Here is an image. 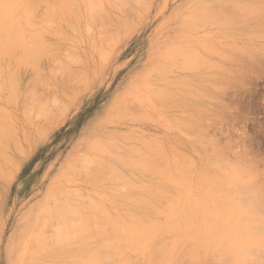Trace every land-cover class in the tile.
<instances>
[{
	"label": "bare ground",
	"instance_id": "6f19581e",
	"mask_svg": "<svg viewBox=\"0 0 264 264\" xmlns=\"http://www.w3.org/2000/svg\"><path fill=\"white\" fill-rule=\"evenodd\" d=\"M102 1L104 3L107 0H0V98H1L2 93L5 91V94L8 93V95H9V97H8V95H6L9 103H11L13 105L14 103L16 104L18 102L19 103L21 102V105H22L23 102L26 100L25 98L22 99V97L25 94V92H28L27 95L30 96L31 102H29V100L27 99L26 102L28 101L29 104L28 103L26 104V102H25L26 105L23 104L24 106H23V108H21L22 111L25 110L24 113H26V115H28L26 117L23 115L26 119L28 117V119L26 120L27 123L28 122L33 123L34 119L32 121H28L29 118L32 119L31 116L33 114L31 115V112L33 110H37L36 112H38L36 114V117H38V115H39L40 117L46 118V116L49 114L48 112H51V110H53V109H51L52 107L50 105V103H52L51 101L53 99L57 98L56 94H55V98L51 94L52 95L51 97H53V98L50 101L48 106H46L45 103H44L45 105H43V103H41V105L39 104L38 106H37V104H35V109L32 110V108L34 107V104H32L33 103L32 100H34L36 102V99L39 98L38 96H35V94H34L35 92L33 90H35L34 87L39 84L40 79H41L42 83H44V80H45V83L50 81V80L54 81V79L56 81V77H57V79H60V77H62L63 74H66V73L68 74V72L71 71L68 75L69 77L64 75L66 80L69 79L68 82L69 81L71 82L70 78L73 75H75L77 72L80 71V70H76L77 71L76 72L74 70L76 68H74L73 69L75 71L74 72L71 69L72 67H69L71 64H69V66H68V61H70L69 63H72L71 60L76 59L75 58L76 56L74 57L73 55L71 56L73 58H71L70 55L67 54L68 51L66 52V54L68 55L66 58L70 57L71 59H68V60L66 59L67 61L63 60V62L64 61H66V62H64L65 65L61 63L62 64L61 66L65 67L67 65L69 67V70L67 69V67H65L67 70L65 69L63 71L64 72L63 73L62 72V70L64 69V67H63V69L61 68L62 70L60 68H58V69H60L59 71H61V72L55 70L56 74L54 71H52V72H54V75H59V78H58V76H56V77L52 76L53 75L52 74L51 76L53 77V79H50L49 77H47L48 76L47 74L45 75V71L43 72V70H42L43 69L42 66H44V62H43L44 60L43 59H48L47 57H49V58L51 57L50 59H52V58L54 59L55 57H53V56L56 54L57 55L60 54V52H61L60 50H62V49H59V47H61L62 45H64V46L66 45V44H62L61 46L57 45L58 43L60 44L61 41L66 39L65 38L66 33L62 32V29H60L61 27L59 28V23L63 22L64 24L66 23L71 27L76 26V24H77L78 28L80 27V26H78V23H80V24L82 23L83 25H86L89 28V30L95 31V29H92V27L97 28V32H98V27H99V29L101 27L103 28V26L101 25L103 23H101V22L103 20L102 18L106 15L105 13H103V12H106V10L103 9L104 11H102V3H101ZM109 1L110 0H108V2ZM121 1L122 0H116V2H115V0L113 1V2H115L114 4L116 5L117 9H119L118 7L122 8V6L124 4L126 5V3H127V2L124 3L122 1L124 4L123 5H122V3L119 4V2H121ZM135 1L138 2L139 6H141L139 1L143 3L146 0H144V1L143 0H135ZM256 1L257 0H255V2ZM258 1H261V0H258ZM110 2H112V1H110ZM117 3H118V5H117ZM258 3L259 2L253 3L250 1V3L247 5V2H243L242 4H241V2H239V4L238 3H236V4H238V5L241 4L242 9H241V7H239L240 9L238 7H235V8H238L239 9L238 12L240 11V13L243 10L242 13L244 15L242 17H245V19L248 16L251 17V19H253V20L249 19V17L247 18V20H250L251 23L253 22V24H254L253 27L256 26L257 28L259 27V29H260V28H262L261 26L264 23V0H263V2L261 1V3H263V4H260L261 6H259ZM109 4L110 3H108L107 5H109ZM145 4H146V2H145ZM250 4H253V5H250ZM254 4H255V6H254ZM105 5H106V3H105ZM111 5H113V4H111ZM119 5H121V6H119ZM126 6H128V5H126ZM145 6L146 5L142 4V7H145ZM248 6H249V8H248ZM207 7L209 9H207ZM103 8H105L104 4H103ZM225 8H224V11L226 10ZM143 9H145V8H143ZM231 9L234 12L235 9H233L232 7H231ZM205 10L210 13V11H212L213 8L210 9V6H208V2L205 0H197V1L195 0V3H193L192 6L189 7V11H191V12L194 11L196 14L190 13L191 15L187 16V15H189L188 14L189 12H188V13H186L187 15L186 14L184 15V17L186 16L187 18H189L188 21H190V23L187 22L188 23L187 25L189 26V24H191V22H192V24L194 22L195 23L196 22H199V23L202 22L204 20V18H202L203 19L202 21H199L200 18L197 17V15L200 16V14H202V12L205 13L206 12ZM220 10L217 11V13L215 12L216 14L214 13L213 16L217 15L218 12H220ZM120 11H122V9ZM124 11L126 13L127 10L124 9ZM130 12H133V11H130ZM102 13L104 15H102ZM133 13H135V12H133ZM137 13H139V12H137ZM221 13L224 14L225 12H223V10H221ZM221 13H219V14H221ZM226 13H227V11H226ZM107 14H109V13H107ZM227 14L225 15V19L222 18L223 20L221 19L217 23H219L220 25L221 24L224 25L223 23H225V25H226L228 23H233L232 21H236L234 18L235 16H231L229 14L231 16L230 17ZM137 16H139V15L137 14ZM137 16H136V20H138ZM227 16H229V17H227ZM221 17H223V16H221ZM226 17H227V19H226ZM210 18L211 17H209V20H210ZM119 20H120L119 22H121V25L123 24V22H125V19H123L121 21V18H119ZM238 20H239V18H238ZM127 21L128 20H126V23L129 25V22H127ZM104 23H105V21H104ZM66 24L64 26H67ZM127 24L124 23L123 27H124V25L126 26ZM259 24H262V25H259ZM118 25H120V24H118ZM128 25L125 28H128L129 27ZM248 25H251V24H248ZM60 26H63V25H60ZM69 26H67V27H69ZM86 26H83V27H86ZM194 26L197 27L198 26L197 23ZM120 27H122V26H120ZM256 27H255V29H256ZM74 28H76V27H74ZM88 28H86V29L88 30ZM106 28H108V27H106ZM193 28L194 27H191V28L188 27V29H190V30L191 29L193 30ZM226 29H227V25H226ZM89 30H88V32H89ZM106 30H108V29H106ZM84 31H86V30H84ZM100 31H101V29H100ZM113 31H114V29H113ZM191 31H189V32H191ZM261 32H258V35H261L262 34ZM81 33L82 32H80V34ZM106 33H107V31H106ZM186 33H187V31H186ZM87 34H89V33H87ZM92 34H93V32H92ZM105 34H103V35H105ZM90 35L91 34H89L87 36H90ZM107 35H108V33H107ZM115 35H117V34H114V37H116L115 39L119 40V37H117ZM52 36H55V39H56V40L54 39L55 41H53V39L52 40L50 39ZM94 36H95V34H94ZM94 36H92V38L90 36V39H92L91 42L93 41L95 43L96 40H93ZM181 36H183V35H181ZM213 36H216V35L212 34V37ZM263 36H264V33H263ZM112 37H113V35H112ZM225 37H227V36H225ZM69 38H67V39H69ZM73 38H75V37H73ZM99 38H101V37L99 36ZM187 38L188 37H186V39ZM221 38H220V41H221ZM67 39H66V41H67ZM102 39L100 40V42L102 41ZM113 39L114 38H112V40L110 39L111 43L115 44V42H112ZM224 39H226V38H224ZM259 39H261V37H259ZM106 40L107 39L103 40L104 44L108 45L109 43H105ZM198 41L199 40H197V42L194 43L195 45H193L191 47H189L187 41H182L181 42L182 44H179L178 47L176 48V51L179 50L178 52L181 53V54L178 53L179 54L178 56L181 55V62L178 63L179 65H176V70L178 68L177 66L180 67V65H181L179 70H181V69H184L186 71L189 70L191 72L192 76L194 75V78H195V76L199 77V78L196 77V79H198L197 80L198 82H196V80H193L191 78L188 81L186 79H183L184 76L183 77L179 76L182 78V79L179 78L181 80H178L179 83L181 84V86L178 89L177 88L173 89V90L170 89V87H169V82H170L169 79L170 78L164 77L163 74H165V72H167V69H168L167 67L170 66V62L174 61V59H173V61L171 59V60H169V63H165V64H167L166 65L167 67H165L163 62L162 63L160 62L161 64H157V67H153L156 70V68H159L163 65L159 69H162V71L164 73H161V72L159 73L160 70L159 69H157V70H158L159 75L161 74L160 76H162V77H160V79L161 78H165V79H161L162 83L158 85L157 81L159 79L157 76L158 74L156 75L157 71H154V69H152L151 70V72L153 71L152 77L154 78V79L153 78L152 79L154 80V82L157 85H155L156 86L155 87L153 85L154 82H152L151 83L152 85L149 86V91L152 88V86L155 87L156 88L155 90L151 89V91L154 90L153 93L151 94V92H150L151 96L153 97L152 99H154V95L158 94L157 96H155V98L160 99V101H162V103H163L162 104V110H163L162 113H164V114H162V115L160 114L161 116H163V117H161V119L165 118V120L163 121L164 122L163 124H165V125L170 124L171 126H169V127L174 126V128L177 129V131H178V133H180V135L191 136V137L188 136L189 137L188 139L190 141L187 139L186 140L189 141V144H191L190 146L192 147V149L196 152V154H199V155L202 152L201 153L202 156L203 155L207 156L206 154H208V156H210L209 162H208V159H205V160H207V162L202 160L205 163L204 164L202 163L203 165L202 164L199 165V164L195 163L197 160L195 159V157L191 153H189V152L187 153L185 151L186 154H184V151H183L184 149L181 148L182 150L181 149L179 150L176 146H175L176 147L175 148L173 145H171V146H173V149H174L173 150L174 152H171L165 146H163L164 144H162V145L159 144L158 139H157L158 143H156V141L153 142L152 141V140H154L153 138L150 139L152 142L149 140V143H147V140H146L147 138H145L144 140H146V142L144 140H142V141L140 140V141L141 142L144 141L147 144H144V142H143V144H144L143 145L139 141V143H141L140 145H137L135 147L132 144L133 146H131L130 149H128V148H127V150L125 149V151H128V153L130 154L129 158L127 160H124L121 157L116 159L117 161L123 160L122 164H124L125 167H128L129 169L132 168L131 170L134 172H130L131 174H129L127 172H122L118 166L113 164L111 160L107 159L104 152H107L108 150H106L105 147H102L97 142V140H94V142L90 143L91 144L90 148L93 150L92 152L94 153V155H91V157H90L91 160L87 159L89 156L88 157L86 155L82 156L83 158L81 157V159H83V161L85 159L84 157H86L87 160L85 159L86 161L82 163V160L80 159V162L83 165H81L80 162H78L79 163L78 166H81L84 168H86L88 166L94 167L95 168V169H93L94 172H95V170L97 172L98 169H96V168L98 167V165L103 164L102 168H100V170H99L100 174L99 175L97 174V176H100L103 173H106V174H104L103 177L101 176L103 179L106 178L105 177V175H106V176H108L106 179H108L109 182L117 183V185H119V187L120 186L122 188L126 187V189L130 190L133 186H136V187L144 190V192L146 191L148 193V195L145 197H144V195L142 197L140 195V197H139V196L132 195V193L129 191L123 192L122 195L117 194V195H119L118 196L119 199H117L119 202L117 204L112 203L113 205H116V206H113V205L112 206H110V205L109 206H106V205L102 206V204L100 205V204L92 201L93 199L91 197H90L91 200L89 199V201H88L87 197H85L84 195H82L83 197L81 196V199L77 198V201L75 200L76 198L74 196H72L73 197L72 199L69 196V198L71 199V200H69L70 204H68V201H67L68 199L66 198L67 200H64L65 203L62 202L63 204H60L57 210H56L57 207L55 208V206H57V205H54L53 208H55V210H51L52 208L50 207L51 208L50 209L48 206H46V207L41 206L40 207L41 209H37L36 211L35 210L30 211V213H28L26 215V218L24 221L27 224V227H25V228H26V230H28L30 232V235L28 237H25V238H22L21 236L14 237L12 239V242H11L13 244V245L11 244L12 245L11 247L14 248V251H15L14 253H15L18 264H138L139 262L136 263V261L137 260L140 261V259H136V258H139V256L138 257L135 256L137 254L138 255L140 254V257L141 256L144 257L145 264H185L188 261V259L191 262H194V260L198 262L199 261L198 259H202L205 256H207V258H208V256H210V257H216V260H218L222 256L224 258H225V256L229 258L230 257L229 254H232V257L234 258L235 261H236V259H237V261H240L239 259H241V261L244 260V262H245V258L243 259V256H245L247 259V257H249L248 255L251 252L254 253L253 252V251H255V250H253V248L255 247L254 245L259 246V244H257V243H260L259 247H261V249H259V251L260 250L264 251V246H262L263 245L262 243L264 242V240H263L264 237L262 236V234L257 235V237H255L256 234H253L255 232L260 233V232L264 231V227H263V231H260V230H262V228L259 229V227H261V226H259V227L257 226V225H260V223H262L263 221L261 222L259 219L262 220V218L257 217V216H260L259 215L260 213L258 214L259 211H257V215H256V213H255L256 211L253 208V206L255 205V204L253 205V203H255V201H256V203L257 202L260 203L261 202L260 200H263L262 203L264 202V177L261 176L263 174L261 169H257L258 166L256 165V163L254 164L255 159H252L253 156L249 154V151H245L246 153L239 155V159H243V161L246 164V165L243 164L244 167L242 166V164H240L242 166L241 167L240 165L239 166L237 165L239 163H236V162L235 163L234 162L229 163L226 159H223L224 158L223 155H224L225 151L222 155V153L219 152L220 142L218 144L219 146L217 145V143H215L219 139H216V141L213 142L212 140L209 141L206 138H203V137H206V135L202 137V135H204L205 132H206V134L208 133V131H207L208 128H209V133L207 135L209 136V134L212 132V131L210 132V126L215 128L214 127L215 122H214V126H213L212 121L210 119L211 118L212 119L214 118L215 120L219 119L220 117H218V116H219V114H221V113L218 114L217 113L218 111H212L210 104L212 103L214 105H218L217 107H219V108H220V105L225 104V103H219L221 101L217 102L218 100L217 99L215 100V97L208 95V94H210V92H209L210 88L212 89V91H215V90L218 91L219 90V92L222 93V92H224L223 91L224 88L226 90L228 87L227 85L233 83L234 81H237L240 84L242 83L241 85L244 84L243 82H245V85H246L252 81H258V79H260V77H258V78L257 77L256 78L251 77V76H249L250 75L249 73H248L249 75L245 76L247 74L246 72H245V75H243V74L239 75L242 72L241 73L238 72L239 74H236L234 72V74H233V69L236 70V68H237L236 66H239V67L242 65L244 66L243 62L246 59V56L247 55L250 56L252 52L256 53V51L251 52L249 50L247 52V50H245V48L241 47L240 45H237V46H239L241 48L237 47L236 44L233 47V43H232L233 48L230 46L231 50L230 49L228 50L226 48L225 49L223 48L224 44L222 43L223 47L219 46L220 51L223 48V50H225V52L224 53H222V52L218 53V52H216V50H217L216 46L217 45L215 44L216 45L215 46L214 43H212L213 41L210 43V45H209L210 40L207 41L208 42L207 45L205 44V42H203L204 40L200 41V42H198ZM69 42L72 43V41H69ZM201 42H203L202 45L204 48H202ZM196 43H197V45H196ZM198 43H200L199 46H201V48H202V49L199 48L200 50L198 49ZM254 43L256 44V42H254ZM211 44H213V45H211ZM52 45H54L55 48L57 45V47H58L57 49L59 50V52ZM95 45H97V44H94V46ZM100 45H97L96 47H98V46L100 47ZM225 45H226V43H225ZM61 48H63V47H61ZM103 48H105L104 45L101 47L102 50L100 49L99 52L100 51L102 52ZM227 48H228V46H227ZM107 49L105 48L104 50L107 51ZM201 50L204 51V53H202ZM206 50H207V52H205ZM56 51L58 53H56ZM249 52H251V53H249ZM105 53L106 52L103 51L101 53V55L104 54V56H105ZM214 54H216V55H214ZM60 55L62 56V54H60ZM77 55H79V54H77ZM99 55H100V53H99ZM101 55H100V58H101ZM104 56L102 58H104ZM260 56L259 57L257 56V58L260 59ZM61 58H63V57H61ZM170 58L171 57H169L168 59H170ZM250 58H252V55L250 56ZM50 59H49V61H50ZM63 59H65V58H63ZM76 60H80V59L77 57ZM46 61H48V60H46ZM60 61H62V59ZM248 62H246V63H248ZM46 63L48 64V62H46ZM260 63L261 62H259V64ZM249 64H251V63H249ZM59 65H60V62H59ZM54 66H57L56 63L54 64ZM239 67L237 69H239ZM244 67H246V65ZM26 68H29V70L31 71L30 74L32 73L31 74L32 79L30 78V81L28 82L30 88H31V86H33V90L31 91L30 94H29V91H26V88H24V89L22 88L23 85L21 84V79H22L21 75H22L23 70L26 71ZM86 68H85V70H86ZM77 69H80V68H77ZM249 69H246V70H249ZM51 70H48V71H51ZM243 70H245V69H243ZM65 71H67V72L65 73ZM83 71H84V68L82 69V71H80V76L78 77L79 79L82 75H84ZM252 71L254 73V68L250 72L252 73ZM73 72H74V74H73ZM85 72H87V71H85ZM43 74H44V76H42ZM50 74H51V72H49V76H50ZM70 74H72V75H70ZM167 74H168V72H167ZM167 74H165V76H167ZM31 75H30V77H31ZM77 75H79V73ZM84 76L87 77V74L85 73ZM188 76H189V74H188ZM155 77H156V79H155ZM65 78L62 79V81H66ZM48 79H50V80H48ZM73 79H75V77L74 78L72 77V80ZM76 79H77V76H76ZM83 79H85V78L83 77ZM86 80H87V78L85 79V81ZM161 80L159 82H161ZM248 80L250 81L249 83H247ZM60 81H61V79L58 82L61 85L65 86L67 89L68 88L67 81L65 83L62 82L64 84H62ZM237 82H236V84L234 82V84L238 86ZM47 84L49 85V82ZM55 84H57V83H55ZM234 84L232 86H234ZM53 85H50V88ZM252 86H250L251 89L249 91H246L245 93L242 91L243 93H241V95H239V96L245 97L244 99H246V100L248 99L250 101V104H257L258 100L261 98V96L264 94V92L257 91V88L256 89L254 88V87H256V85L253 88H252ZM70 87L71 86H69V88ZM72 87H73V85H72ZM245 87H243V88H245ZM30 88H28V90ZM55 89H56V87H55ZM234 89H236V88H234ZM247 89H249V88L247 87ZM53 90H50V91H53ZM74 90H76V89H74ZM229 90L230 89L228 88V91ZM241 90L238 89V91H241ZM57 91H55V92H57ZM206 91L209 92L206 95L210 96L211 98L213 97L216 102L209 97L206 98V95L204 96ZM32 92H34L33 94L36 97V98L34 97L35 99L33 98ZM61 92H63V91H61ZM154 92L156 94H154ZM219 92H217V93H219ZM229 92L232 93L231 90ZM37 93H38V89H37L36 94ZM40 93H41V91H40ZM221 93H219V95ZM64 94L66 95V93H64ZM237 94L238 93L236 92L235 95H237ZM41 95H42V93H41ZM41 95L39 94V96H41ZM221 95H223V94H221ZM29 96L27 98H29ZM175 96H177V97H175ZM224 96H226V93H224L223 97ZM197 97L206 98V99H204L203 101L200 100L201 102L197 103V101H195V100H197ZM66 98H68V97H66ZM207 99L209 102L205 101ZM224 99H225V97H224ZM37 100H40V99H37ZM46 101H48V100H46ZM127 101H129V100H127ZM150 101H151V98H150ZM160 101H158V102H160ZM239 101H241V98L239 99ZM242 101H244V100H242ZM41 102H42V100H41ZM58 102L59 101L57 100V103ZM156 102H157V100H156ZM195 102L197 104H195ZM36 103H38V102H36ZM146 103L148 104L149 102H146ZM124 104H121V105H124ZM16 105H19V104H16ZM28 105L30 108L26 107ZM52 105H53V103H52ZM131 105L132 104H130V106ZM248 106H243V107H244V109L246 107V108H249V110H250V108L252 110V106L251 105H250L251 107L250 106L248 107ZM3 107L4 106L0 105V174L4 173L3 170H4V167L6 165V162L8 163L11 161L10 160L11 156L8 153V149L10 148V146L15 148L16 150H19L20 149L19 147L22 146V145L19 146V144H21V143H20V139H17V136H16V131H17V129L15 128L16 125L15 126L13 125L16 123V121L15 122L13 121V117H11L12 115L8 112V110H6L5 107L4 108ZM225 107H227V106H225ZM225 107H224V109H225ZM122 108H123V110H125V108L127 109V105H124ZM30 109H31V111H30ZM128 109H129V106H128ZM213 110H214V107H213ZM241 110H243V109H241ZM120 111H121V113H120ZM221 111H222V109H221ZM223 111H225V110H223ZM255 111H256V109H255ZM255 111L252 110L251 112H255ZM259 111L260 110H258L257 112H259ZM212 112L214 115L212 114ZM118 113L120 116H121V114L124 115L122 112V109L121 110L118 109ZM22 114H23V112H22ZM217 114H218V116H216ZM231 116H233V115H231ZM240 116H242V115H240ZM166 117H169V118H166ZM215 117H217V118H215ZM227 117H226V119H227ZM233 117H231V118H233ZM236 120H238V119H236ZM234 126H237V124ZM243 127H245V126H243ZM261 127H264V125L261 124ZM219 128L220 127L218 125V130H220ZM244 129L246 130L247 128H244ZM255 129H257V128H255ZM218 130H216V131H218ZM17 132H19V131H17ZM24 132H25V130H24ZM196 132H198V133L200 132V134L204 132L203 134H201V139L196 138V137L200 136V134H197ZM246 132L247 133H245V135L243 134L245 136V138H246L247 134H250L249 131H246ZM254 132H256V131H254ZM235 133H237V132H235ZM26 135H28V134H26ZM196 135H198V136H196ZM238 135H240V134H238ZM251 135H253V134H251ZM249 136L250 135H248L247 138ZM26 137H24V138H26ZM30 137H31V134H30ZM28 138H29V135H28ZM245 138H243V139H245ZM163 139L165 140V138H163ZM204 139L207 141H204ZM138 140H137V142H138ZM173 140H175V138ZM224 140H226V139H224ZM241 140H239V141L241 142ZM249 140H251V139H249ZM239 141L238 142L234 141V142L239 143ZM170 142H171V140H170ZM177 142L181 143V141H176V143ZM247 142H251V141H247ZM247 142L245 141L246 144L243 145V143H242V145L243 146L246 145L248 147L251 143L247 144ZM166 143L168 144L169 142H166ZM183 143L184 142L182 141V144ZM224 143L226 145L230 146V144L232 142L227 140V141H224ZM183 145H181V147ZM127 147H129V146H127ZM262 147H264V146H262ZM117 148H118V145H117ZM232 148L234 149V147H232ZM252 148H253V146H252ZM258 149H260V148H258ZM187 150H189V149H187ZM263 150H264V148H263ZM89 151H91V150L89 149ZM198 151H200V153H198ZM229 151L230 150H228L227 153ZM234 151H231V152L234 153ZM182 152H183V154H182ZM203 152H204V154H203ZM187 154L192 155V156H187ZM236 154H237V152H236ZM219 155H220V157L218 159ZM249 155L252 157H250ZM254 155L257 156V154H254ZM259 155H261V154H259ZM92 156H94V157L92 158ZM208 156L206 158H208ZM227 156H229V155L227 154ZM233 156H234V154H233ZM211 157L215 159L214 160L215 162H212V161L210 162ZM229 157H232V156L230 155ZM201 158H203V157H201ZM216 158L218 160H220V158H221L225 161L221 160V162L220 161L216 162V160H217ZM11 159H13V158H11ZM259 161H260V159H259ZM233 164L234 165L236 164L238 168L239 167H241V168L238 169L237 167H235L236 165L234 166ZM254 165H256L257 167ZM74 168H75V166H74ZM103 168L105 169L106 172L101 171V169H103ZM128 168H127V170H128ZM71 169L74 170L73 167ZM90 169H92V168H90ZM7 170H9V169H7ZM7 170H6V172H7ZM86 170H89V167ZM107 170H108V172H107ZM259 171H261V172H259ZM92 173H93V171H92ZM136 174L138 176L139 175L147 176L148 178H146V179H149V180H147V182L140 181V179L138 178V176ZM240 175H241V178H239V179H241L239 181L240 185L239 186L234 185L233 183L235 182V180L238 179V177H240ZM236 176H237V179H235ZM99 179H101V178H99ZM100 181H102V180H100ZM106 181L107 180H105L103 182H106ZM239 182H237V184ZM96 183H97V181H96ZM106 188H109V187H106ZM206 188H208V189H206ZM123 189H125V188H123ZM221 189H222V191H221ZM223 189L226 191H223ZM116 190L118 191V189H116ZM52 191L55 192V190H52ZM65 191H66V189H65ZM57 192H55V193L57 194ZM72 192H69V194ZM223 192H225V193H223ZM58 193H60V192H58ZM50 194H48L49 198L51 196ZM73 194H79V193L76 191V193L73 192ZM61 195H64V194H61ZM247 196L250 198H248ZM66 197H67V195H66ZM113 197H115V196H113ZM246 197H247L246 200L252 199L251 201L253 203L249 202L250 200L247 201L249 203L244 201ZM83 198H84V200H83ZM48 200H50V199H48ZM227 200L232 201V205L234 206L233 207L234 210H233V208H229L230 206L228 205V203L229 204H231V203L230 202L227 203L226 202ZM58 201H60V203H61V200H58ZM163 202H165V203H163ZM233 202L237 207H235ZM223 203H224V205H222ZM239 203H240V205H237ZM243 203L246 205V208L244 207L245 205ZM160 204L162 207L160 206ZM167 204H168V206H167ZM126 205H129V206H126ZM225 205H226V207H225ZM227 205H228V207H227ZM232 205H231V207H232ZM249 205H250V207H252V209L254 211L253 213H251V211H250L251 208L249 207ZM256 205H260V204H256ZM43 206H45V204ZM163 206L166 208H164ZM238 206L244 207L245 211L247 213L244 212L243 208H241V207L238 208ZM263 206H264V204H263ZM254 207L256 208V206H254ZM236 209H237L238 213L236 212ZM51 215H54V216H51ZM256 218H259V219L256 220ZM257 222H259V224H257ZM49 224H51V226L55 225V227L57 228L56 229L54 227L56 229L55 230L56 232L53 234L51 233V230H50L49 233H51L52 236H48L47 232L49 229L45 230V229L51 227ZM48 225L50 227H48ZM240 226H241L240 229H242V231H243V234L241 233L242 235L240 234V231H239ZM45 231H47L46 234H45ZM236 233H238L241 236H239L237 238ZM51 234H49V235H51ZM234 234H236V235L234 236ZM222 235H224L223 239L225 238V236H227L228 238L226 237V239L223 240L221 237ZM252 235H254V237H252ZM217 236L220 238H218ZM258 236H260V237L262 236L260 240L258 239L259 238ZM234 237H236V239H238V240L233 239ZM249 237L251 238V240ZM253 239H256V240H253ZM257 240H259V241H257ZM229 243L234 247H231V245H229ZM235 243L236 244L239 243V244L236 246ZM237 247H238V249H235V252H234L233 248H237ZM239 247H240V249H239ZM230 249L233 252L230 251ZM257 251H258V248H257ZM149 253L152 254L151 256L149 255L150 257L148 256ZM252 253L250 255H252ZM252 256L249 258H252ZM134 258L136 259L135 261H134ZM207 258H203V259L206 260ZM228 258H226V259H228ZM233 258H231L229 261L232 262L233 264L234 263L236 264V262H233L234 261ZM141 260H143V259L141 258ZM250 260H252V259H250ZM182 262H184V263H182ZM191 262H189V263H191ZM202 262H203V260H202ZM246 262H247V260H246ZM252 262H253V260H252ZM259 262H264V261H259ZM257 263L258 262H256V264ZM260 264H262V263H260Z\"/></svg>",
	"mask_w": 264,
	"mask_h": 264
},
{
	"label": "rangeland",
	"instance_id": "374dc122",
	"mask_svg": "<svg viewBox=\"0 0 264 264\" xmlns=\"http://www.w3.org/2000/svg\"><path fill=\"white\" fill-rule=\"evenodd\" d=\"M110 1H112V2H110ZM110 1L108 2V0H107L104 3H103V1L101 2L102 3V11H104L103 9H105L106 12L109 13V14H107L106 12H103L106 15L104 17L102 16L103 20L101 23H103L104 25L103 24H101V25L103 26L104 29L106 27H108L106 29H108L109 31L106 29L104 30L101 26H100L101 27L100 29H101V31L103 30L105 33L107 31L108 35H107V33L105 34L103 31L101 32L99 27H98V32H97V28L92 27V29H95V31L89 30V28L86 25H83L82 23L81 24L78 23V26H80L79 28L77 27V24H76V26L71 27L65 23L67 26H69V27H67V26H64L65 24L63 22L59 23V28L61 27L60 29H62V32L66 33V34L64 33L67 36L66 37L64 35L65 38L66 39L69 37L70 38L67 39V41H66V39H64L63 41H61L60 44L57 42L58 43L57 45L61 46L62 44H66L65 46L67 48L64 45L61 46L64 49L59 47V49H62V50H60L61 51L60 54H62V56L60 54H58V55L56 54L53 56V57H55L54 59L53 58L50 59L51 57L50 58L47 57L48 59H43L44 61L42 60L44 62V66H42L43 72L45 71V75L47 74L48 75L47 77H49L50 79H53L52 76H55V77L58 76V78H59V75H54V72L56 74L55 70L59 71L61 68L63 69L64 66H61V65L64 64V62H66L68 59L73 58V57H71L72 55L74 57L76 56L75 58L77 59V57H78L80 60H76L74 58L75 60H71L72 63H69L70 61H68V66H69V64H71L69 67H72L71 68L72 71H74V70L75 71L76 70L82 71V69L84 68L83 72H84V75H85V73L87 74V77L82 75L81 76L82 78L80 77V79H79L78 77L80 76V71L79 72L76 71L77 73L72 76L73 78L75 77V79L72 80V77L70 76L71 82L69 81L70 82L69 83L68 82L69 79L66 80L65 76H68L71 71L68 72V74L66 73L67 71H65L66 74L62 75V77L65 75L63 78L60 77V79H61L60 82L65 83L67 81V86H68L67 89L68 90L66 89L65 86L61 85L58 82L60 79H57V77H56V81L54 79L55 82L53 80L48 79V80H50V81H48L49 85L47 84L48 82L45 83V80H44V83H42V81L40 79L39 84L37 86L34 85L35 86L34 89L36 90L35 91V90H33V86H31V88H32L31 89L29 86V83H28L30 81V78L32 79V75H31L32 73L30 74L31 71L29 70V68H26V71L23 70L24 73L22 72V75H21V78H22L21 84L23 85L22 88L23 89L26 88V91H29V94L33 90L35 93L32 92V94L34 93L35 96L39 97L37 99H40V100L36 99V102H38V103H36L34 100H32L33 101L32 104H34V107L32 108V110L35 109V104H37V106H38L39 104L41 105V103H43V105L46 104V106H48L50 101L53 98L51 96L53 95L55 98V94L57 95L56 96L57 98L53 99L51 101L53 103V105H52V103H50V105L52 107L51 109L54 110V111L51 110V112H48L51 116L46 112L48 114V115L46 114L48 117L45 115L46 116V118L44 117L45 119L43 117H40L39 115H38V117H36V114L38 112H36L37 110H33L31 112V115L32 114L33 115L32 116L30 115L32 119L29 118V120H28V121H32L34 119L33 123L32 122L27 123L26 120L28 119V117H27V119L25 117L28 115H26V113H24L25 110L22 111L21 108H23V106L26 105L27 103L29 104V102H31L30 96L27 95L28 92H25V94L22 97V99L25 98L26 100L27 99L29 100V102L28 101L26 102V100L24 102L22 101L24 105L23 104L21 105V102L16 103L19 105H16L15 103L12 105L11 103H9L8 98L6 96V95H8V93L5 94V91L1 95L0 105L4 106L6 108V110H8V112L12 115L11 117H13V121L14 122L16 121V123L13 125L14 126L16 125L15 128L17 129V131H19V132L16 131V136H17V139H20L21 144H19V146L22 145L21 146L22 148L19 147L21 150L19 148H18L19 150H16L12 146H10V148L8 149V153L11 156V158H13V159L10 158L11 163L6 162V165H5L4 170H3L4 173L0 174V264H18L15 253H14L15 252L14 248L11 247L13 245L11 242H12V239L14 237L21 236L22 238H25V237H28L30 235V232L28 230H26V228H25V227H27V224L24 221H25L26 215L28 213H30V211H32V210L36 211L37 209H41L40 208L41 206L42 207L48 206L49 208L51 207L52 208V209L50 208L51 210H55V208L57 207L56 208V210H57L60 204L65 203L64 200L68 199L67 200L68 204H70L69 200H71L73 198L72 196H74L76 198V199L74 198L76 201H77V198L81 199V196L84 195L85 197H87L88 201H89V199L91 200V198H92L93 199L92 201H94L100 205L102 204V206H105V205L106 206H109V205L112 206L113 204H117L119 202L117 200V199H119L118 198L119 195H117V194L122 195L123 192H126V191L127 192L129 191L132 193V195L139 196V197H140V195H141V197L143 195H144V197L148 195V193L146 191L144 192V190H142L136 186H133L130 190L126 189V187H123V188H125V189H123L120 186L122 188L121 189L119 187V185H117V183L109 182L108 179H106L108 176L105 175L106 178L105 177H104L105 179L102 178L104 176V174H106V173H103L102 175L97 176V174L98 175L100 174L99 170H100V168H102L103 164L98 165L99 168L98 167L96 168V169H98V171H97L98 173L96 172V170L94 172V170H93V169H95L94 167L88 166L89 170H86L88 167L84 168V167L78 166L79 165L78 162H80V159L82 156H85V155L87 157L89 156L87 159L91 160L90 157H91V155H94V153L92 152L93 150L90 148L91 147L90 143L94 142V140H97V142L102 147H105L106 150H108L107 152H104L107 159L111 160L113 164L118 166L122 172H127L129 174H131L130 172H134L131 170L132 168L129 169L128 167H125L124 164H122L123 160L117 161L116 159L121 157L124 160H127L129 158L130 154L128 153V151H125V149L126 150H127V148L130 149L131 146H133V145L136 147L137 145H140L141 143L143 144L144 141L146 142V140H147V143H149V140L151 138L154 139V140H152L153 142L156 141V143L159 142V144H161V145L164 144L163 146H165L171 152H174L173 146L174 147L176 146L179 150L181 148L184 149L183 150L184 154H186L185 151L187 153L188 152L191 153L195 157V159L197 160L195 163H197L199 165L207 162V160H205V159H208V162H209L210 156H208V154H206L208 156V158H206L207 156L201 155L202 152L200 153V151H198V153H200V155H199V154H196V152L192 149V147L190 146L191 144H189L190 140L188 139L191 136L188 135L189 136L188 137V136L180 135V133H178L177 129L174 128V126H172L173 127L172 128V127H169V126H171L170 124L169 125L163 124L164 123L163 121L165 120V118L161 119V117H163L161 115L164 114V113H162L163 112V110H162V104L163 103H162V101H160V99L155 98V96L158 95L155 92H154V94H156V95L153 94L154 99H152L153 97L151 96L153 91L156 89L155 85H157L153 80L154 79L152 77L153 71L151 72V70L154 69V71H157L156 75L158 74L157 76L159 79V80L157 79L158 80L157 83H158V85L161 84L162 83L161 79H165V78L160 79V77H162V76H160L161 74L159 75V73L160 72L164 73V72L162 71V69H159V68H161L163 65L159 68H156V70L153 67H157V64H161L162 62L165 65V67H167L166 66L167 64H165V63H169V60H171V59H172V61L174 59V61L170 62V66L167 67L168 69L170 68L169 70L167 69L168 74H167V72H165V74H167V76H165V74H163L164 77L170 78L169 79L170 80V82H169L170 89H172V90L176 89V88L178 89L181 86V84L179 83L178 80H181L182 79L181 77H183V76H184L183 79H186L189 81V79L191 78L193 80H196V82H198L197 81L198 79H196V77L197 78H199V77L195 76V78H194V75L192 76V74L189 70L188 71H186L184 69H181L182 71L179 70L181 65H180V67L177 66L178 68L176 70V65H179L178 63L181 62V55L178 56L179 55L178 53H180V52H178L179 50L176 51V48L178 47L179 44H182L181 43L182 41H187L189 47H191V46L195 45L194 43L197 42V40H199L198 42L204 40L203 42H205L206 45L208 43L207 41L210 40L209 45L213 41L212 43H214V45L215 44L217 45V46L216 45L215 46L217 48L216 52H218V53H220V52L224 53L225 50H223V48L224 49L226 48L229 50L232 47V43H233V47L235 44H236V46L240 45L241 47L245 48V50H247V52L249 50L251 52L256 51V53L249 52V53H251L252 58H250L251 55L246 56V59H245L246 61L244 60V62H243L244 66L246 65V67H244L243 65L240 67L236 66L237 68L239 67V69H237V68H236V70L233 69V74H234V72L236 74H239L242 72L239 75H242V74L245 75V72H246L247 74L245 76L250 74L249 76H251V77H255V78L260 77V79H258V81L250 82L248 80L247 83H249V82L250 83L246 84L247 86L245 85V82H243L244 84L241 85L242 83L240 84L237 81H234L235 84H236V82L238 83V86L235 85L233 82V83L227 85L228 86L226 89L227 91L224 88V90H223L224 92H222V93L219 92V90L218 91L215 90L216 92L212 91V89L210 88V90H209L210 94H208V95L215 97V100L216 99L218 100L217 102L221 101L219 103H225V104L220 105V108H219V107H217L218 105H214L211 102H210L211 104L209 103L211 108H212V111H218L217 113L218 114L221 113V114H219V116H218V114L216 115V116L220 117L219 119L215 120L213 118L215 121L212 118L210 119L212 121L213 126H214V122H215V126H214L215 128L210 126V132L211 131L213 132V133L212 132L210 133L212 136L210 134H209V136L207 135L209 133V128H208V130L206 129L208 131V133L206 134V132L204 131L205 133L203 132L204 135H202V137L206 135V137H203V138H206L209 141L212 140L213 142H215L216 139H219L215 143H217V145H218L220 142L219 152L222 153V155L225 151L226 154L224 153L223 159H226L229 163L230 162L239 163V164H237L238 166L240 164H242V166H243V164H245L243 159H239V155L246 153L245 151H249V154L252 155L253 157L250 155L249 156L252 157V159H255L254 164L256 163V165L258 167L256 165H254V166H256L257 169H261V171L263 173L261 176L264 177V172H263L264 171L263 170L264 169V165H263L264 164L263 163L264 162V157H263L264 156V150H263L264 147H262V146H264V127H261V124L264 125V108H263L264 107V94L259 99L260 101L258 100L257 104H250V101L248 99L246 100V99H244L245 97L239 96V95H241V93H243V92L245 93L246 91H249L251 89L250 86H252V85H253L252 88L256 85V87H254V88L255 89L257 88V91L264 92V36H263L264 23L262 22L263 25L259 24V25H262L261 26L262 28H260V29H259V27L257 28L255 26L257 29L256 30L255 27H253V25H254L253 22L251 23L250 20H247V18L249 16L245 19V17H242L244 15L242 13L243 10L241 11L242 14L240 13V11L238 12V10L240 9L239 7H241V4L243 2H247V5L250 3V1L253 3L259 2L258 4H259V6H261L260 4H263V3H261V1L263 2V0H261V1L257 0L256 2H255V0H253V1L252 0H205L208 2V6H210V9L213 8V10L210 11L211 14L205 10L206 11L205 13L202 12V14H200V16L197 15V17L200 18L199 21H202L203 20L202 18H204V20L202 22H200V23L196 22L198 25L197 27L194 26L196 24L195 22L193 24L191 22V24H189V26H188L187 24L190 23V21H188L189 18H187L186 16H185L186 18L184 17V15L188 12H189L188 13L189 15L186 14L187 16H190L191 15L190 13L196 14L195 10H194L195 12L193 11L194 13L189 11V7H191L192 4L195 3V0H146V1L143 0L144 1L143 3L139 1L141 6H139L138 2L135 0H125V1L122 0L124 3L127 2L128 4L126 3V5H128V6H126L121 1V2H119V4L122 3V5L124 4L125 6L123 5L122 8L118 7L119 9H117L116 5L114 4L116 2V0H115V2H113L114 0H110ZM145 2H146V4H145ZM239 2H241L240 5H238ZM105 3H106V5H105ZM108 3H110V4L107 5ZM236 3H238V4H236ZM103 4H104L105 8H103ZM111 4H113V5H111ZM142 4H144L146 6L142 7ZM117 5H118V3H117ZM250 5H253V4H250ZM119 6H121V5H119ZM230 6L233 9H235L234 12ZM254 6H255V4H254ZM235 7H238L239 9L235 8ZM143 8H145V9H143ZM224 8L226 9L225 11H224ZM248 8H249V6H248ZM121 9H122V11H120ZM124 9H126L128 12L126 11V13H125ZM207 9H209V8L207 7ZM220 9L223 10V12H225V13L222 14ZM241 9H242V7H241ZM219 10H220V12H218L217 15L213 16L214 13L215 12L217 13V11H219ZM130 11H133L135 13L130 12ZM226 11H227V13L228 12L229 13L227 14ZM137 12H139V13H137ZM103 13H102V15H104ZM136 13L139 16H137ZM219 13H221V14H219ZM226 14L227 15L230 14L231 16H235L234 18L236 21H232L233 23H228L229 25L226 24L227 29L229 28L230 30L226 29L225 23H223L224 25H222V24L220 25L219 23H217L222 18L225 19ZM136 16H137L138 20H136ZM221 16H223V17H221ZM229 16H227V17H229ZM209 17H211L210 20H209ZM227 17H226V19H227ZM119 18H121V21L123 19H125V22H123V24L124 23L127 24L126 20H128L127 22H129V25L128 24L127 25L129 27L125 28L127 25L126 26L124 25V27H123V24L121 25V22H119L120 21ZM238 18H239V20H238ZM249 19H251V17H249ZM251 20H253V19H251ZM104 21H105V23H104ZM118 24H120V25H118ZM248 24H251V25H248ZM60 25H63V26H60ZM82 25L86 26V27H83ZM120 26H122V27H120ZM74 27H76V28H74ZM188 27H190V28L194 27L195 29L193 28V30L191 29L192 30L191 31L190 29H188ZM86 28H88L89 32ZM83 29L86 30L87 32L84 31ZM113 29L115 32L113 31ZM187 29L191 32H189ZM186 31H187V33H186ZM80 32H82V33L80 34ZM92 32H93V34H92ZM258 32H261L262 36L258 35ZM87 33L91 34L90 35L91 38L95 34V36L93 37L94 38L93 40H96L95 43L93 41L91 42L92 39H90V36H87V35H89ZM101 34L102 35L105 34V35L102 36ZM114 34H117L115 36L119 37V40L115 39L116 37H114ZM212 34L216 35V36L212 37ZM112 35H113V37H112ZM181 35H183L185 38ZM224 35L227 37H225ZM99 36L101 38H99ZM73 37H75V38H73ZM108 37L111 40H112V38H114L115 40L113 39L112 42H115V44L111 43V40ZM186 37H188V38L186 39ZM259 37H261V39H259ZM104 38L107 39L105 43H109L108 45L104 44V41H103V40H105ZM220 38H221V41H220ZM224 38H226V39H224ZM50 39L51 40L53 39V41L56 40L55 36H52ZM101 39H102V41L100 42ZM69 41H72V43ZM203 42H201V45L203 44ZM254 42H256V44ZM93 43L97 44V45L101 44L102 46L104 45L106 49L108 48L107 51L104 50L105 48H103V51L106 52L105 56H104V54H102L104 56V58H102L103 56L101 55V53L103 51L99 52V50L101 49L102 46L100 45V47L99 46L96 47L97 45L94 46ZM222 43L224 44L223 45L224 47L222 46ZM225 43H226V45H225ZM57 45H56V48L54 47V45H52V46L56 50H58ZM196 45H197V43H196ZM199 45H200V43H198V49L204 48L203 45H202V48ZM211 45H213V44H211ZM219 46L223 47L221 49V51H220ZM227 46H228V48H227ZM237 47H239V46H237ZM241 47H239V48H241ZM67 51H68L67 54H69L71 58L70 57L66 58L68 56L66 54ZM58 52H59V50H58ZM58 52L56 51V53H58ZM201 52L204 53V51H202V50H201ZM205 52H207V50ZM99 53H100L102 59L100 58ZM77 54H79L80 56ZM214 55H216V54H214ZM256 55L258 57L261 55L260 59L257 58ZM61 57L65 58V59H63ZM167 57L168 58L171 57V58L168 59ZM49 59H50V61H49ZM61 59H62V61H60ZM46 60H48V61H46ZM63 60H66V61L63 62ZM46 62H48V64ZM59 62H60V65H59ZM246 62H248V63H246ZM259 62H261V63L259 64ZM55 63L57 66H54ZM249 63H251V64H249ZM68 66L66 65L65 67H67V69L69 70ZM65 67L63 70L61 69L62 72L66 69ZM58 68H60V69H58ZM74 68H76V69H74ZM77 68H80V69H77ZM85 68H86V70H85ZM253 68H254V73L252 71V73H253L252 74L250 71L253 70ZM157 69L160 70L159 73H158ZM243 69H245V70L249 69V70L245 71ZM48 70H51V71H48ZM52 71H54V72H52ZM85 71H87V72H85ZM49 72H51L50 76L53 74L51 76L52 78L49 76ZM59 72H61V71H59ZM74 72H73V74H74ZM78 73H79V75H77ZM187 73L189 74V76ZM30 75H31V77H30ZM70 75H72V74H70ZM42 76H44V74ZM76 76H77V79H76ZM179 76H181V77H179ZM83 77L85 79L87 78V80L85 81V79H83ZM156 77H155V79H156ZM64 78L66 81H62V79H64ZM179 78H181V79H179ZM160 80H161V82H159ZM152 82L155 83V84L153 83V85L155 87L152 86L151 89H154V90L151 91V89H150V91H149V86L152 85L151 84ZM55 83H57V84H55ZM64 83H62V84H64ZM233 84H234V86H232ZM50 85H53V86H51V88H50ZM72 85H73V87H72ZM69 86H71L70 87L71 89L69 88ZM55 87H56V89H55ZM243 87H245V88H243ZM247 87L249 89H247ZM28 88H30L31 90L30 89L28 90ZM228 88L232 91V93L229 92L230 90L228 91ZM234 88H236V89H234ZM37 89H38V93H37L38 95L36 94ZM74 89H76V90H74ZM238 89L239 90L242 89V90L238 91ZM50 90H53V91H50ZM40 91H41L42 95H41ZM55 91H57V92H55ZM61 91H63V92H61ZM150 92H151V94H150ZM209 92L206 91L204 96ZM217 92H219L223 95H224V93H226V96H224L225 99H224L223 95H221V94L219 95V93H217ZM236 92L238 93L237 95H235ZM64 93H66V95ZM34 94H33V98L35 97ZM39 94L41 96H39ZM28 96H29V98H27ZM65 96L68 98H66ZM8 97H9V95H8ZM175 97H177V96H175ZM207 97L211 98L210 96L206 95V98ZM213 97L211 98L212 100H214ZM150 98H151V101H150ZM206 98L197 97V100H195V101H197V103H200L201 102L200 100L203 101ZM240 98H241V101H239ZM208 99L205 101H208ZM41 100H42V102H41ZM46 100H48L49 102ZM57 100L59 101L58 103H57ZM127 100H129V101H127ZM156 100H157V102H156ZM242 100H244V101H242ZM158 101H160V102H158ZM25 102H26V104H25ZM146 102H149V103L147 104ZM197 103L195 102V104H197ZM121 104L127 105V109L125 108V110H123L122 107L124 105H121ZM130 104H132V105L130 106ZM248 105L252 106V110L255 111V109H256V111H255L256 113L251 112L252 111L251 108H250V110H249V108H246V107L244 109L243 106H248ZM128 106H129V109H128ZM225 106H227V107H225ZM26 107L28 108L29 105ZM119 107L122 109V112L124 115H122V114H121V116L119 115L118 109L121 110ZM213 107H214V110H213ZM224 107H225V109H224ZM221 109H222V111H221ZM241 109H243V110H241ZM257 109L260 110L261 112L260 111L257 112L258 111ZM223 110H225V111H223ZM246 110L247 111L249 110V111L247 112ZM30 111H31V109H30ZM22 112H23V114H22ZM120 113H121V111H120ZM212 114H213V112H212ZM231 115H233L234 117ZM240 115H242V116H240ZM225 116L226 117L228 116L227 119ZM231 117H233V118H231ZM166 118H169V117H166ZM215 118H217V117H215ZM236 119H238V120H236ZM159 122L160 123L162 122V123L160 124ZM236 124H237V126H234ZM218 125L220 127L219 128L220 130H218ZM242 125L245 127H243ZM222 127L223 128L225 127V128L223 129ZM244 128H247V129L245 130ZM255 128H257V129H255ZM24 130H25V132H24ZM216 130H218V131H216ZM246 131H249V133H250V134H247V136L250 135L248 138L246 136L247 139L244 136L245 133H247ZM254 131H256V132H254ZM235 132H237V133H235ZM196 133L200 134V132L199 133L196 132ZM203 133H201V134H203ZM26 134L29 135V138H28V135H26ZM30 134H31V137H30ZM201 134H200V136L196 135L198 137H196V136L195 137L198 139H201ZM238 134H240V135H238ZM251 134H253V135H251ZM23 136L24 137L27 136L26 137L27 139L24 138ZM162 137L165 138V140ZM145 138H147V139L144 140ZM174 138H175V140H173ZM243 138H245V139H243ZM157 139H158V142H157ZM169 139L171 140V142ZM186 139L189 141H187ZM224 139H226V140H224ZM249 139H251V140H249ZM137 140H138V142H137ZM140 140L141 141L144 140V141L141 142ZM207 140L204 139V141H207ZM227 140L232 142L231 144L229 143L230 146H228L224 143V141H227ZM239 140H241V142ZM244 140L246 142L251 141V142H247V144L248 143L249 144L251 143V144L248 147L246 145L243 146L244 144H246ZM139 141L141 143H139ZM176 141H181V143L180 142L176 143ZM182 141L184 142L183 143L184 145L182 144ZM234 141L235 142L239 141V143H235ZM145 142H144V144H147ZM166 142H169L168 143L169 145ZM242 143H243V145H242ZM180 144L183 146L181 147ZM117 145H118V148H117ZM171 145H173V146H171ZM127 146H129V147H127ZM252 146H253V148H252ZM232 147H234V149ZM88 148L91 151H89ZM258 148H260V149H258ZM187 149H189V150H187ZM228 150H230V151L227 153ZM231 151H234V153H232ZM236 152L238 155L236 154ZM182 154H183V152H182ZM203 154H204V152H203ZM227 154L229 156L231 155L232 157L227 156ZM233 154H234V156H233ZM254 154H257V156ZM259 154H261L262 156ZM192 155L187 154V156H192ZM93 157L94 156H92V158ZM201 157H203V158H201ZM219 157H220V155L218 156V159H219ZM84 158L86 159V157H84ZM258 158L260 159V161ZM85 159H84V161H83V159H81L82 163L87 160V159L86 160ZM218 159L216 160V162L217 161L221 162V160L225 161L221 158H220V160H218ZM202 160L205 162H203ZM214 160L215 159L211 157L210 162L211 161L215 162ZM82 163L80 162L81 165H83ZM237 165L235 167H237ZM69 166L71 168L73 167L74 170H72ZM74 166H75V168H74ZM241 167H239V168L237 167V168L240 169ZM90 168H92V169H90ZM127 168L129 171L127 170ZM7 169H9V170H7ZM103 169H101V171L106 172L105 169L104 170ZM6 170H7V172H6ZM91 170L93 171V173ZM261 171H259V172H261ZM107 172H108V170H107ZM139 176H138V178L140 179V181L147 182V180H149V179H146V178H148L147 176H141V175H139ZM98 177L101 179H99ZM239 178H241V175H240V177H238V179L236 176L235 179H237V180L234 179L235 180V182L233 183L234 185H237V186L240 185L239 181L241 179H239ZM100 180H102V181H100ZM105 180H107V181L103 182ZM96 181H97V183H96ZM237 182H239V183L237 184ZM106 187H109V188H106ZM114 187L116 189H118V191ZM65 189H66V191L67 190L68 191L66 192ZM206 189H208V188H206ZM52 190H55V192L58 191L60 193L57 192V194H56ZM72 191L74 193H76V191H77L79 194H73ZM221 191H222V189H221ZM223 191H226V190L223 189ZM69 192H72V193L69 194ZM223 193H225V192H223ZM48 194L51 195L50 198H49ZM61 194H64V195H61ZM66 195H67V197H66ZM69 196L71 199L69 198ZM113 196H115V197H113ZM247 197L244 200L246 202L250 200V199L246 200ZM248 198H250V197H248ZM48 199H50V200H48ZM58 200H61V203ZM83 200H84V198H83ZM251 200L249 202L253 203ZM260 201H261L260 203H258V202L256 203V201H255V203H253V205L255 204L254 206H256V208L254 206H253V208L256 211L255 212L256 215H257V211H259L258 214L260 213L259 214L260 216H257V217L262 218V220L259 218H256V220L259 219L261 222L262 221L264 222V220H263L264 219L263 218L264 217V206H263L264 202L262 203L263 200H260ZM165 202H163V203H165ZM226 202L231 203V204L228 203V205L230 206L229 208L234 207L232 205V201L227 200ZM249 202H247V203H249ZM44 204H45V206H43ZM233 204H234V202H233ZM256 204H260V205H256ZM54 205H57V206H55V208H53ZM222 205H224V203ZM228 205H227V207H228ZM231 205H232V207H231ZM237 205H240V203ZM246 205L244 206L245 208H246ZM113 206H116V205H113ZM126 206H129V205H126ZM160 206H161V204H160ZM167 206H168V204H167ZM225 207H226V205H225ZM235 207H237V206L235 205ZM240 207L238 206V208H240ZM244 207H241V208H243L244 212L247 213L245 211ZM249 207H250V205H249ZM164 208H166V207H164ZM250 208L252 209V207H250ZM251 209H250V211H251V213H253L254 211H253V209L252 210ZM233 210H234V208H233ZM236 212H237V209H236ZM51 216H54V215H51ZM259 222H257V224H259ZM263 222L260 223V225H257L258 227L261 226V227H259V229L262 228V230H260V231H263V227H264ZM49 225L51 226V224H49ZM49 225H48V227H50ZM55 225L51 226L50 228L45 229V230L49 229L48 232L45 231V234L47 232L48 236H52V234L55 233L56 232L55 230L57 229L55 227ZM240 228H241V226L239 227L240 234L241 233L243 234V231ZM50 230H51L52 234L49 233ZM238 233H236L237 235L234 234V236L236 235L237 238L242 235V234L239 235ZM258 233L255 232L253 234H256L255 237H257V235L262 234V236L264 237V231L260 232L259 234ZM49 234H51V235H49ZM221 237L223 239L224 235H222ZM226 237L227 236H225V238L223 240H225ZM252 237H254V235H252ZM258 237H259L258 239L260 240L261 237L260 236H258ZM218 238H220V237H218ZM233 239L238 240V239H236V237H234ZM256 239H253V240H256ZM250 240H251V238H250ZM259 240H257V241H259ZM263 240H264V238H263ZM238 244H236V246ZM257 244H259V246H260V243H257ZM262 244H263L262 246H264V242ZM229 245H231V244L229 243ZM254 246H253L254 247L253 250H255V251H253L254 253L251 252L252 255L253 254L254 255L253 256L250 255L251 253L248 255L249 257L252 256V258L247 257V259H246V257L243 256V259L245 258V262H244V260L241 261V259H239L240 261H237V259L235 261L234 258L232 257V254L228 253L230 255L229 258L226 256L224 258L222 256L220 259L216 260V257L208 256V258H207V256H205L203 258H207L206 260L202 258V259H198L199 260L198 262L195 260H194V262H191L188 259V261L191 263H189L186 260L187 262L185 264H195V263L196 264H233L232 262L229 261L231 258H233L234 261L233 260L232 261L236 262V264H244V263L245 264H250V263L256 264V262H258L257 264H260V263L263 264L264 262H259V261H264V253H263L264 251H261V250L259 251V249H261V247H259L257 245H254ZM231 247H234V246L231 245ZM257 248H258V251L260 253L257 251ZM231 249H230V251H232L234 249L233 251L235 252V249H238V247L233 248L232 250ZM239 249H240V247H239ZM149 255L151 256L152 254L149 253L148 256ZM135 256H137V257L139 256V258H136V259H140V261L137 260L136 263L139 262L138 264H145V259L143 256L140 257V254L139 255L137 254ZM141 258L143 260H141ZM226 258H228V259H226ZM136 259L134 258V261ZM248 259L249 260L252 259L253 262H252V260L249 261ZM202 260H203V262H202ZM246 260H247V262H246ZM182 263H184V262H182Z\"/></svg>",
	"mask_w": 264,
	"mask_h": 264
}]
</instances>
